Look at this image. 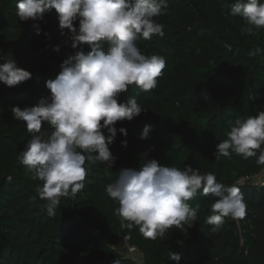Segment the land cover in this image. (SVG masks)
Segmentation results:
<instances>
[{"label": "trees", "instance_id": "trees-1", "mask_svg": "<svg viewBox=\"0 0 264 264\" xmlns=\"http://www.w3.org/2000/svg\"><path fill=\"white\" fill-rule=\"evenodd\" d=\"M234 3L167 0L157 18L164 36L137 42L143 54L166 60L157 87L143 92L133 84L118 97L119 103L135 97L145 111L130 122L116 123L117 135L109 146L116 158L112 168L86 161L85 187L74 197H61L55 215L49 216L36 192L43 182L33 180L17 160L33 134L11 109L36 106L48 97L45 83L56 78L63 61L91 48L71 47L67 30L61 35L55 10L35 22L38 35L33 21H20L16 0H0V63L15 59L31 73L19 86L0 83V264H137L116 247L122 238L140 253L142 264H177L167 257L169 252L180 254L179 264H264V184L248 180L263 165L257 157L233 153L216 160L214 155L226 139L229 120L264 111V29L242 32L243 19L230 15ZM74 26L78 29V20ZM108 47L101 43L105 52ZM145 126L151 130L142 140ZM121 127L126 137L119 133ZM41 131L52 128L44 123ZM146 158L181 171L190 166L202 175L214 174L219 183L236 185L247 205L245 216L225 218L212 231L206 220L217 198L198 192L187 201L194 209L199 205L194 228L182 224L156 240L144 238L138 227L122 229L114 214L119 204L107 195L106 186L121 169H139ZM242 177L247 179L239 181Z\"/></svg>", "mask_w": 264, "mask_h": 264}, {"label": "clouds", "instance_id": "clouds-1", "mask_svg": "<svg viewBox=\"0 0 264 264\" xmlns=\"http://www.w3.org/2000/svg\"><path fill=\"white\" fill-rule=\"evenodd\" d=\"M16 8L20 21H33L38 35L35 22L55 10L61 35L67 30L71 47L86 44L91 48L63 61L56 78L45 83L48 97L36 106L11 109L14 119L25 122L33 134L17 160L33 180L43 182L36 188L37 196L45 202L42 209L54 216L61 197H74L85 187L86 161L112 168L116 158L109 146L117 135L116 123L130 122L145 111L135 97L126 103H119L118 97L133 84L143 92L157 87L166 60L143 54L137 42L164 36V25L157 18L164 14L167 0H16ZM230 15L243 19L246 27L242 32L264 29V0H235ZM77 20L78 29L74 26ZM102 42L109 44L106 52ZM29 79L31 73L19 68L15 59L0 63L3 85L12 88ZM44 123L52 128L50 133L41 131ZM227 123L229 131L217 144L215 159L234 153L244 159L257 157V164L264 165V111ZM150 130L151 126H145L140 138L147 139ZM119 133L127 136L123 127ZM122 146L127 147L126 140ZM105 191L119 204L114 214L120 218L121 228L138 227L151 240L163 238L173 227L194 225L199 205L194 209L187 201L198 192L217 198L206 220L212 231H218L225 218H243L247 208L236 185L219 183L214 174L202 175L190 166L181 171L148 158L139 169H121ZM167 257L177 264L181 260L177 253L169 252Z\"/></svg>", "mask_w": 264, "mask_h": 264}, {"label": "rangeland", "instance_id": "rangeland-1", "mask_svg": "<svg viewBox=\"0 0 264 264\" xmlns=\"http://www.w3.org/2000/svg\"><path fill=\"white\" fill-rule=\"evenodd\" d=\"M248 180L252 184H262L264 182V167L257 173L250 175ZM186 226H188V224H183V227H186ZM191 228H194V227L192 226ZM128 245L129 244L127 243L126 239L122 238L117 241L116 247L120 249L124 255L131 257L137 264H142V257L140 253L138 251L128 252L127 250Z\"/></svg>", "mask_w": 264, "mask_h": 264}, {"label": "built area", "instance_id": "built-area-1", "mask_svg": "<svg viewBox=\"0 0 264 264\" xmlns=\"http://www.w3.org/2000/svg\"><path fill=\"white\" fill-rule=\"evenodd\" d=\"M263 167H264V165H263ZM246 179H247V177H242L239 181H244V180H246ZM127 250H128V252H134V251H137L136 248H135L134 246H132V245H128V246H127Z\"/></svg>", "mask_w": 264, "mask_h": 264}, {"label": "water", "instance_id": "water-1", "mask_svg": "<svg viewBox=\"0 0 264 264\" xmlns=\"http://www.w3.org/2000/svg\"><path fill=\"white\" fill-rule=\"evenodd\" d=\"M262 184H264V182Z\"/></svg>", "mask_w": 264, "mask_h": 264}]
</instances>
